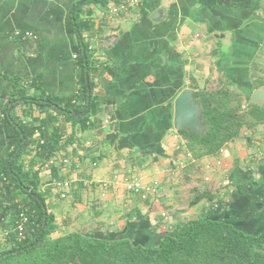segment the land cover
I'll use <instances>...</instances> for the list:
<instances>
[{
	"label": "crops",
	"instance_id": "obj_1",
	"mask_svg": "<svg viewBox=\"0 0 264 264\" xmlns=\"http://www.w3.org/2000/svg\"><path fill=\"white\" fill-rule=\"evenodd\" d=\"M77 2L0 0V162L18 141L4 119L12 102L8 103L13 94L11 79L26 78L25 84L36 79L38 88L29 89L28 94L53 98L66 99L80 89L83 48L73 18L77 14L84 26L89 24L83 36L92 63L89 76L85 75L93 84L98 110L89 116L90 128L66 123L62 140L69 138L71 143L36 166L40 190L48 193L46 206L59 234L81 231L155 244L160 235L213 204L206 198L190 204L204 192V183L220 188L227 182L223 178L227 172L235 186L250 184L241 178L252 171L241 160L254 148L253 138L247 141V130L215 156H187L185 140L173 126V103L183 88L196 91L214 77L246 85L250 64L264 44V0H141L140 6L114 19L104 13L111 1L106 6L83 5L74 12ZM26 30L37 39L14 35ZM28 108L31 112H23ZM15 116L25 123L34 117L42 119L45 113L21 105L15 108ZM35 147L22 158L24 169L34 158ZM63 158L71 163L63 164ZM217 160L222 162L220 167L205 169V164ZM55 174L73 184L76 181L65 198L50 184ZM124 175L137 176L152 187L145 200L125 189ZM103 182L109 183L105 189ZM256 190L261 191L260 186ZM224 198L223 205L228 204L229 196ZM256 209L261 210L260 204ZM8 215L5 200L0 210L2 225ZM259 215L264 221V215ZM214 216L231 220L247 232L260 222L237 201ZM0 244L6 247L11 242L0 236Z\"/></svg>",
	"mask_w": 264,
	"mask_h": 264
},
{
	"label": "trees",
	"instance_id": "obj_2",
	"mask_svg": "<svg viewBox=\"0 0 264 264\" xmlns=\"http://www.w3.org/2000/svg\"><path fill=\"white\" fill-rule=\"evenodd\" d=\"M110 1L117 3L120 0H78L74 12L83 5L106 6ZM73 18L83 48L79 56L82 77L77 94L66 99L28 94L29 89L38 88L36 79L30 80L28 84H25L26 78L19 82L11 79L13 94L8 103L24 100L15 103L9 114L4 113V119L14 128L18 138L7 158L0 162V177L5 178L4 187L0 186L2 206L7 200L9 214L4 225H13L20 207L34 210V225L31 226L32 230L29 228L23 241H18L14 232L3 237L11 244L6 247L0 244V264H264V231L247 232L214 216L227 210L230 202L237 201L244 194L255 192L252 184L243 188L237 184L231 191L230 202L225 205L219 196L204 190L190 204L206 198L209 201L216 200L217 207L213 208L211 204L198 217L177 224L172 231L160 235L155 244L123 236L103 238L81 231L57 233L54 215L46 206L48 193L40 190V168L36 166L39 162L49 161L55 153L71 143L69 138L62 140L66 133V123L77 122L83 130L90 128L89 116L91 112L98 110L93 84L89 79L90 101L85 110L88 97L85 77L89 76L92 60L83 30L88 29L89 24L84 22V26L77 14ZM249 77L246 85L226 80L227 86L222 84L213 89L199 88L194 91L200 104L201 121L206 129L202 134L185 129L177 130L193 158L215 156L225 144L234 141L243 129L250 132L264 127V104L258 106L247 103L251 91L258 86H264V76H254L250 72ZM228 85L235 86L239 91L246 90L248 93L245 100L242 92H234ZM21 105L35 106L45 116L42 119L34 117L31 122L23 123L15 116V108ZM54 105L65 111L58 110ZM27 111L31 112L29 108L23 110ZM72 112L83 113L75 116ZM36 128L40 129L39 136L43 142L36 145L34 158L27 169H24L22 158L30 153V146L36 143V137H33ZM23 138L25 144L21 147ZM246 138L250 141L251 137ZM55 176L64 178L58 174ZM36 240L38 243L30 246Z\"/></svg>",
	"mask_w": 264,
	"mask_h": 264
},
{
	"label": "built area",
	"instance_id": "obj_3",
	"mask_svg": "<svg viewBox=\"0 0 264 264\" xmlns=\"http://www.w3.org/2000/svg\"><path fill=\"white\" fill-rule=\"evenodd\" d=\"M141 0H120L117 3L111 2L108 4L105 10V16L108 18H117L120 16L121 13H128L129 10H131L134 7L140 6ZM14 35L19 36L21 39H31V40H36L37 35L29 30L20 32V31H15ZM90 48V46H89ZM76 99L73 100L75 102ZM105 122H108V117L105 118ZM40 134V129L36 128L33 132V137L35 136L36 138V143L34 145H31V149L34 150V146L37 144H41L43 140L39 136ZM221 150V149H220ZM187 156H190V153L186 154ZM76 162L78 161L77 159L75 160ZM63 164H70L71 161L68 158H63L61 160ZM264 162V161H263ZM216 164L221 166L222 162L220 160L216 161ZM96 163L93 162L92 166H95ZM182 165V163H180ZM205 169L209 170L211 168L210 164L207 163L205 164ZM209 177L205 176V180H208ZM121 181L125 187V189L130 192L138 195L142 200H145L147 196L151 193L152 187L149 184H143L141 179L138 178L137 176L134 175H129V176H122ZM50 184L52 185L53 189H55V192L58 193L60 198H65L69 191L74 188L73 180L71 179H66V178H52L50 181ZM108 182H103V189H105L108 186ZM5 185V178H1V187H4ZM106 195V192L104 190L101 191L100 196L104 197ZM2 195L0 193V210L2 207ZM217 201L214 200L212 207L216 208L217 207ZM20 207V206H19ZM161 215L164 217L165 212H162ZM34 225V210L29 209L27 207H20V211L16 217V219L13 222V225L10 224H5L2 225L0 223V236H7L10 232H14L16 238L18 241H23L26 239V236L28 234V230H32L31 226Z\"/></svg>",
	"mask_w": 264,
	"mask_h": 264
},
{
	"label": "rangeland",
	"instance_id": "obj_4",
	"mask_svg": "<svg viewBox=\"0 0 264 264\" xmlns=\"http://www.w3.org/2000/svg\"><path fill=\"white\" fill-rule=\"evenodd\" d=\"M221 50L223 51V48H221ZM256 60L255 62H253L252 64H250V72L254 75V76H264V46H262L257 55H256ZM215 76V75H214ZM218 77H214L212 79H208V84L206 82V84L204 85V87L202 88H207V89H213L216 87L221 86L222 84L224 86H227V82L226 80H217ZM243 85V84H241ZM231 90H233L234 92L238 91V92H242V97L243 100H245V96H246V90H242L239 91L235 86H230L228 85ZM247 136H250L253 138L254 142V148H252L251 153H247L246 155L248 156L247 159H241L243 161L242 165L244 166H250V168L252 167V171L249 175L246 176L241 174V178L244 179V183L249 182L251 184V181H253L254 184H252L253 187H259L261 188V191L256 190L255 192L251 193V194H244L242 195L240 198L237 199V204H239V206H242V208H245L248 210V213L250 214V216H254L256 215V217L258 218V220H260L259 222V226L257 228H255V230H251L252 232H257V231H264V221L261 215H264V127H258L257 129H254L252 131H245ZM221 161V160H220ZM249 161V164L246 162ZM210 164V163H209ZM211 168L210 169H215L220 167V165L218 166L216 164V162L214 164H210ZM209 169V170H210ZM213 169V170H214ZM227 172H225L224 175V179L227 181L225 184L221 185L220 188H212V187H208V184L204 183L205 185H202L201 188H206L205 190L209 193H212L213 195H217V197L219 196L224 202L226 200V198H224V196H229V201L231 199V191L234 188V184L231 183V181L234 179L231 176L226 175ZM224 174V173H223ZM244 174V173H243ZM208 176V175H206ZM227 176V177H226ZM209 177V176H208ZM226 177V178H225ZM251 177V178H250ZM205 179V176H204ZM223 179V181H224ZM255 179H257L256 183H255ZM209 180V179H208ZM207 180V181H208ZM239 180V178H238ZM234 181V180H233ZM235 182H237V180L235 179ZM76 183V181L74 180V184ZM243 183V184H244ZM248 184V183H246ZM245 184V185H246ZM224 186L228 187V191H226L224 189ZM226 187V188H227ZM201 189V190H202ZM258 192V193H257ZM225 193V194H224ZM223 195V196H222ZM261 197V198H260ZM227 202V201H226ZM260 204V209L261 210H257L256 206H259ZM237 219H239L237 217ZM229 223L235 225L237 228L239 229H243L242 227H240L239 225H237L235 222H232L231 220L229 221Z\"/></svg>",
	"mask_w": 264,
	"mask_h": 264
},
{
	"label": "water",
	"instance_id": "obj_5",
	"mask_svg": "<svg viewBox=\"0 0 264 264\" xmlns=\"http://www.w3.org/2000/svg\"><path fill=\"white\" fill-rule=\"evenodd\" d=\"M85 82L87 85V103L85 110L87 109L90 101V88L88 85V78L86 76ZM24 99L14 100L12 101L7 109V113H10L12 106L19 102L23 101ZM248 104H256L258 106H263L264 104V86H258L254 88L248 98ZM60 111H65L64 109L54 105ZM83 112L74 113L72 115L80 116ZM173 126L176 130L185 129L190 132H194L197 134L204 133L206 127L201 121V109L200 104L197 102V97L194 95V90L191 88H183L179 94L175 97L173 103ZM25 144V138H23L21 147ZM10 172V169H9ZM27 191H30V188H27ZM35 198H38V195L33 193L32 194ZM40 200V199H39ZM38 240H36L32 245H36ZM12 253V252H9Z\"/></svg>",
	"mask_w": 264,
	"mask_h": 264
}]
</instances>
